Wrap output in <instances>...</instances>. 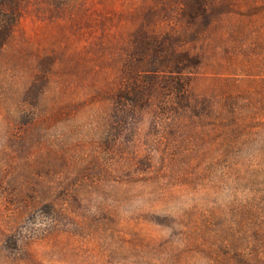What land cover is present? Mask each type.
<instances>
[{"label":"rangeland","instance_id":"1","mask_svg":"<svg viewBox=\"0 0 264 264\" xmlns=\"http://www.w3.org/2000/svg\"><path fill=\"white\" fill-rule=\"evenodd\" d=\"M175 4L26 1L0 52V264H264V0H217L205 35ZM144 24L201 53L194 108L158 88L117 124Z\"/></svg>","mask_w":264,"mask_h":264},{"label":"trees","instance_id":"2","mask_svg":"<svg viewBox=\"0 0 264 264\" xmlns=\"http://www.w3.org/2000/svg\"><path fill=\"white\" fill-rule=\"evenodd\" d=\"M26 1L0 0V52L11 39L23 15ZM158 1L161 4L158 7L161 9L170 4V0ZM175 6L179 7L183 22L197 25V29L202 28L204 35L215 24L218 17L217 0H176ZM254 11L264 17V5L257 7ZM196 37L198 38L193 36V39ZM132 43L134 47L129 55L130 64L123 69L127 80L112 94L113 113L118 119L115 122L119 124L127 116H132V119L137 121L142 114L151 110L155 99L160 94L158 88L172 87L178 92V94L175 93V100H177L175 104L181 106L180 110H192L194 99L188 89L190 85L181 79L179 73H187L199 67L201 53L187 50L185 35L176 36L173 31L160 30L148 33L147 25H142L134 35ZM175 74H178L177 78H173ZM175 104L173 106L176 110ZM164 111L172 110L167 108Z\"/></svg>","mask_w":264,"mask_h":264}]
</instances>
